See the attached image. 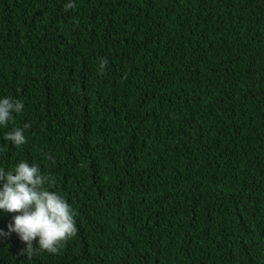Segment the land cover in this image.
Returning <instances> with one entry per match:
<instances>
[{"label":"trees","instance_id":"1","mask_svg":"<svg viewBox=\"0 0 264 264\" xmlns=\"http://www.w3.org/2000/svg\"><path fill=\"white\" fill-rule=\"evenodd\" d=\"M67 3L0 0V168L37 164L77 231L0 264H264V0Z\"/></svg>","mask_w":264,"mask_h":264},{"label":"clouds","instance_id":"2","mask_svg":"<svg viewBox=\"0 0 264 264\" xmlns=\"http://www.w3.org/2000/svg\"><path fill=\"white\" fill-rule=\"evenodd\" d=\"M74 7L68 0L65 10ZM107 61L101 59L103 70ZM24 103L8 96H0V126H6L19 114ZM24 128H13L4 133V141L21 146L26 143ZM52 180L46 177L35 163L21 160L11 170L0 168V221L4 214L11 213L6 230L0 228V240L13 233L24 244L19 255L31 256L34 245L42 251L56 253L62 242L71 238L77 231L75 213L71 205L57 192L50 190ZM35 242V243H34Z\"/></svg>","mask_w":264,"mask_h":264}]
</instances>
